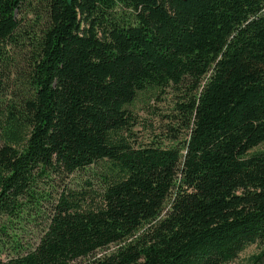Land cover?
I'll return each instance as SVG.
<instances>
[{
  "label": "trees",
  "instance_id": "16d2710c",
  "mask_svg": "<svg viewBox=\"0 0 264 264\" xmlns=\"http://www.w3.org/2000/svg\"><path fill=\"white\" fill-rule=\"evenodd\" d=\"M263 142L264 0H0V264H264Z\"/></svg>",
  "mask_w": 264,
  "mask_h": 264
},
{
  "label": "rangeland",
  "instance_id": "374dc122",
  "mask_svg": "<svg viewBox=\"0 0 264 264\" xmlns=\"http://www.w3.org/2000/svg\"><path fill=\"white\" fill-rule=\"evenodd\" d=\"M182 100L180 93L174 89L160 91L155 95H139L131 107L134 118L130 135L132 143L172 147L177 145L178 141L185 140L188 130L182 119H179L182 116V111L178 102ZM263 149L264 142L252 149L251 152ZM74 179L80 182L76 187H82L80 185L84 184L85 177L77 175ZM62 190L63 188H60V191ZM114 248L115 245H111L108 251ZM260 249V243L250 244L235 260L227 264H249L250 257ZM71 264H80V262Z\"/></svg>",
  "mask_w": 264,
  "mask_h": 264
},
{
  "label": "water",
  "instance_id": "95a60500",
  "mask_svg": "<svg viewBox=\"0 0 264 264\" xmlns=\"http://www.w3.org/2000/svg\"><path fill=\"white\" fill-rule=\"evenodd\" d=\"M69 1H71V0H69Z\"/></svg>",
  "mask_w": 264,
  "mask_h": 264
}]
</instances>
